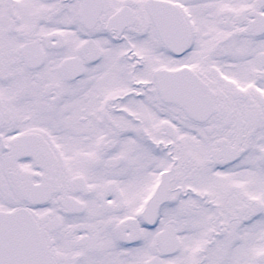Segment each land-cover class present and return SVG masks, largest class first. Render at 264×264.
Here are the masks:
<instances>
[{"label": "snow or ice", "instance_id": "1", "mask_svg": "<svg viewBox=\"0 0 264 264\" xmlns=\"http://www.w3.org/2000/svg\"><path fill=\"white\" fill-rule=\"evenodd\" d=\"M0 264H264V0H0Z\"/></svg>", "mask_w": 264, "mask_h": 264}]
</instances>
